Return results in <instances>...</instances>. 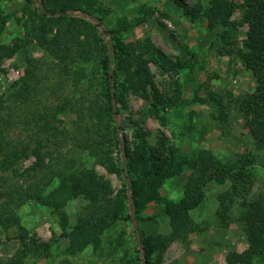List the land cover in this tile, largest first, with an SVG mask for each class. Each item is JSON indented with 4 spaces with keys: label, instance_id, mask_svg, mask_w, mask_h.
Listing matches in <instances>:
<instances>
[{
    "label": "trees",
    "instance_id": "1",
    "mask_svg": "<svg viewBox=\"0 0 264 264\" xmlns=\"http://www.w3.org/2000/svg\"><path fill=\"white\" fill-rule=\"evenodd\" d=\"M184 8L186 17L204 19L219 29L209 48L221 56L231 55L228 46L235 48L230 25L240 11L247 28L244 63L253 74L254 91L208 92L193 102L208 104L220 126L230 123L235 113L256 148L264 151V0L240 5L209 0ZM21 10L28 16L23 23L26 44H36L41 56L27 58L24 74L0 92V230L6 236L0 248L18 243L14 255L0 258V264L50 259L62 242L66 247L58 264H75L70 257L90 247L99 250L102 235L128 221L135 227V256L119 264H160L172 243L187 242L206 230L191 212L204 203L210 185L227 184L218 197L217 223L224 229L239 221L249 246L228 253L225 263L264 262V193L252 195L258 167L253 154L220 159L207 150L182 154L172 146L158 153L148 144L144 121L136 125L133 142L118 122L127 97L133 95L145 99L148 116L165 125L166 111L180 107L179 79L194 69L191 60L173 61L150 36L127 42L124 33L146 20L109 28L105 20L110 11L100 0H24ZM11 16L0 14V36ZM20 42L0 44V76L7 73L4 60L24 48ZM151 65L162 75L177 77L173 94L155 88ZM78 154H88L96 166L120 178L122 188L116 192L95 166L78 164ZM170 170L188 172L178 200L166 199L160 191ZM74 200L85 206L73 225L64 210ZM31 202L59 217L60 236L41 240L21 225L19 211ZM152 204L161 205L169 218L168 235L140 234L137 224L149 221L142 215Z\"/></svg>",
    "mask_w": 264,
    "mask_h": 264
},
{
    "label": "rangeland",
    "instance_id": "2",
    "mask_svg": "<svg viewBox=\"0 0 264 264\" xmlns=\"http://www.w3.org/2000/svg\"><path fill=\"white\" fill-rule=\"evenodd\" d=\"M24 0H0V14H13L0 36V44L9 45L20 42L24 48L12 59L4 60L5 75L0 76V92H3L25 71L26 59L40 57L36 44H26L23 23L28 20L21 7ZM209 0H100L110 14L105 20L107 27L117 28L119 24L134 22L136 19L146 20L124 33L127 42L142 40L150 36L154 44L165 54L177 59L191 60L194 69L187 70L186 76L179 79L182 85V101L180 107L166 111V124L148 116L149 105L143 98L129 95L122 107L118 122L123 128V135L130 142L134 141L135 127L141 125L149 132V146L161 153L167 148L175 147L180 153L207 150L220 159L235 154L251 153L257 160V181L252 195L264 193V151L254 145L243 121L233 113L230 123L220 126L212 120L213 109L208 104L193 102L195 96L204 99L208 92L251 93L256 84L252 72L244 63L243 43L247 28L241 22L240 11L232 18L230 29L235 39V48L228 46L231 55L221 56L216 49L209 48L210 42L219 31L211 22L204 19L193 21L184 15L185 8H193L196 4H207ZM240 5L246 0H230ZM25 16V17H24ZM194 56V59L192 60ZM155 88L161 92L173 94L178 80L171 75H162L151 65ZM124 79V78H123ZM199 90V91H198ZM197 93V94H196ZM184 104L182 105V103ZM69 127H72L68 124ZM71 144V143H69ZM79 163L87 167H96L99 174L111 180L116 192L122 188L120 178L109 174L101 165H95L88 154H78ZM116 158V155H115ZM33 160L26 163L29 166ZM188 177L187 171L170 170L168 179L161 187L164 198L178 200L182 196V188ZM229 185H210L204 203L191 212L196 224L208 226L203 233L193 234L187 242L175 241L164 254L160 264H226L225 258L230 252H244L249 246V237L242 224L236 220L229 228H221L217 223L216 211L218 197ZM85 203L81 200L69 202L65 213L70 223L75 224ZM21 225L29 232L36 234L41 240L57 238L61 234V221L50 209L31 202L20 211ZM149 221L138 222L140 234L145 236L168 235L169 218L162 213V206L150 205L142 215ZM152 219V221H150ZM134 226L131 222H119L105 232L99 250L88 248L75 257H70L75 264H119L121 260L135 256ZM6 236L0 230V241ZM66 243L62 242L60 250H56L50 259L37 260L31 258L25 264H58L64 255ZM18 248L15 241L6 242L0 248V258L14 255ZM264 264V262L260 263Z\"/></svg>",
    "mask_w": 264,
    "mask_h": 264
}]
</instances>
